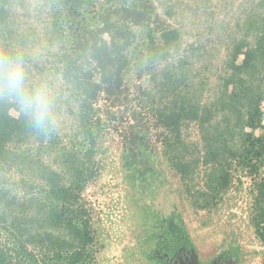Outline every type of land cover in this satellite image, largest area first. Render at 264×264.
<instances>
[{
  "label": "rangeland",
  "instance_id": "1",
  "mask_svg": "<svg viewBox=\"0 0 264 264\" xmlns=\"http://www.w3.org/2000/svg\"><path fill=\"white\" fill-rule=\"evenodd\" d=\"M151 2L161 24L164 23L180 33L177 46L166 58L160 60L157 68L161 70L169 67L170 70L174 68L183 72L185 75H182V79H186L187 83H181L177 92L185 91L183 88H191L197 94L200 106L214 105L222 90V69L224 64L230 61V49L235 41L247 40L250 44L257 43L251 40L257 32L240 28L245 13H253L256 20H261V14H264V0ZM0 4L3 8L0 14V51L22 55L29 79L33 82L48 83L55 96L56 120L55 125L46 134L32 130L34 134L29 132L27 141L9 145L12 152L9 156L10 168L0 170V182L12 188L17 182L23 181L24 200L29 203L30 199L35 197L43 201L47 188L44 184L46 171L55 172L59 175L58 178H61L60 183L67 184L70 178L66 173L67 162L63 155L67 152L80 153L76 155L81 158L78 163L83 164L84 181L79 206L85 211L84 219L88 222L90 241L86 244L89 258H83L84 261L78 264H116L118 248L115 236L117 230L125 223L127 229L122 235L126 237L129 232L130 236L137 240L136 247H133L134 253L126 257L130 262L128 264H145L139 257L142 249L141 236L147 229L150 217L155 223L166 222L175 231L172 215L175 196L187 222L198 232L195 236L198 248H205L207 251L209 246L218 245L222 236L214 239L208 236L216 231L213 234L215 236L221 222L231 215L246 235V243L251 252L248 264H264V222L257 221V216L261 213L259 206L263 204L256 202L259 197L257 184L261 178L264 179V165L258 175H250L248 169H238L236 157L233 155L238 153L241 147V133L226 127L224 114L215 113L204 129L199 128V121L196 120L181 123L178 130H169L160 122H156L155 114L150 111L146 114L142 112L143 123L146 122L150 128L148 132L157 150L160 169L172 184L175 195H171L166 201L154 202L155 207L151 202H147L143 209L134 210L130 205L128 207L123 191L126 182L122 177L124 171L118 144V135L129 121V114L117 109L115 119L106 118L104 115L99 117V124L93 131L92 160L84 161L83 154L90 145L78 121L77 104L70 97L69 87L56 70L57 57L66 45V41L63 42L60 36L58 0H0ZM180 62L182 65H179ZM180 66L182 68H179ZM189 78L192 81L188 82ZM130 85V92L135 97L139 94L138 88L151 87L145 76L138 79L134 73ZM166 98L164 101L172 100ZM151 100H159V96L152 97ZM104 102L102 95L98 106ZM133 104L136 105L137 101ZM261 111L264 125V103ZM10 113L15 117L23 115L15 104ZM215 126L218 129H212ZM263 134L264 128L255 131V136ZM216 136H220L218 153L212 158L206 150V138ZM34 214V209L29 211L31 217H34ZM4 222L0 221V240L3 245H7L13 238L4 232L9 221ZM22 227L25 228L24 236L28 243L36 244L39 251L34 259L12 255L18 264H63L60 260L54 262L47 259L49 256L46 255L49 249L48 235L56 237L60 232L62 234V231L50 227L42 217L34 218ZM260 233L263 236H260ZM202 244H207V247ZM71 246L73 250L76 249V242Z\"/></svg>",
  "mask_w": 264,
  "mask_h": 264
},
{
  "label": "trees",
  "instance_id": "2",
  "mask_svg": "<svg viewBox=\"0 0 264 264\" xmlns=\"http://www.w3.org/2000/svg\"><path fill=\"white\" fill-rule=\"evenodd\" d=\"M58 6L60 36L66 45L57 57L56 70L77 104L78 121L90 145L83 154L84 161L92 160L93 131L99 124V117L104 115L115 119L117 109L130 116L123 127L130 131L127 144L137 146V150H143L145 154H149L147 149L140 146L145 144L146 139L143 130L149 128L146 122L143 123L142 112H152L156 122L169 130H178L181 123L196 120L199 121V128L204 129L216 113L225 115L223 121L227 128L241 133V147L233 155L238 169H248L250 175L259 174L264 165V134L255 136V131L264 128L261 111L264 103V14H261V20H256L253 13L244 14L240 30L257 32L251 39L257 43L235 41L230 49V61L222 69L220 95L214 105L200 106L197 94L191 88L177 92L181 83H187L186 79H182L183 72L174 68L170 70L169 67L157 68L160 60L177 46L180 33L161 24L151 0H58ZM2 9L0 6V14ZM179 65H182L181 62ZM132 73L138 79L145 76L151 83L150 89L138 88L136 97L130 92ZM102 95L105 102L98 106ZM158 96L159 100H151ZM166 97L172 100L164 101ZM134 101H137L136 105ZM12 107L14 103L0 99V170L10 168L9 156L12 152L9 145L27 141L28 133L34 134L32 130H35L25 116H12ZM219 138H206L209 157L213 158L218 153ZM76 154L80 155L78 151L63 155L70 178L67 184H61V178L55 172L44 169L47 188L43 201L35 197L29 203L25 201L23 181L12 188L0 182V221H9L4 232L13 238L7 245L0 240V264H18L12 257L14 254L36 258L39 251L37 245L28 243L22 226L37 217L62 231L56 237L48 235L47 259L78 264L83 258H89L86 252V244L90 241L89 227L84 219L85 211L79 206L84 169L83 164L78 163L81 158ZM257 186L259 197L256 202L263 204L259 206L261 213L257 221L264 222L263 178ZM48 202L49 205H46ZM27 209L35 210L34 217ZM4 214L7 218H2ZM259 235L263 236L262 233ZM74 242L77 248L73 250L71 245Z\"/></svg>",
  "mask_w": 264,
  "mask_h": 264
},
{
  "label": "flooded vegetation",
  "instance_id": "3",
  "mask_svg": "<svg viewBox=\"0 0 264 264\" xmlns=\"http://www.w3.org/2000/svg\"><path fill=\"white\" fill-rule=\"evenodd\" d=\"M150 130V128H149ZM146 133L145 144L140 146L147 149L149 154L142 150H137V146L127 144L130 131L120 130L118 135L120 145L121 164L124 173L122 177L126 182L123 191L126 194V201L134 209H143L147 202H151L155 207L159 200H167L171 195H175L172 184L168 182L165 174L160 169L157 150L152 142V136ZM165 197V199H164ZM150 200V201H149ZM176 202V203H175ZM174 223L175 231L166 222L155 223L153 218H149L147 229L141 236L139 257L145 264H248L251 252L246 243V235L238 222L228 215L218 226V232L214 236L211 233L208 238L214 239L222 236V243L205 248H198L195 243V236L198 232L187 222L180 205L175 196ZM178 213V214H177ZM163 220V219H162ZM127 229L126 223L117 230V254L116 264H126L128 258L134 253L137 240L130 236L126 237L122 233ZM146 234L144 237L143 235ZM207 247V244H202ZM129 249V250H127ZM125 259V260H124Z\"/></svg>",
  "mask_w": 264,
  "mask_h": 264
},
{
  "label": "clouds",
  "instance_id": "4",
  "mask_svg": "<svg viewBox=\"0 0 264 264\" xmlns=\"http://www.w3.org/2000/svg\"><path fill=\"white\" fill-rule=\"evenodd\" d=\"M0 99L14 103L38 132L46 134L56 123L53 90L29 79L22 55L0 51Z\"/></svg>",
  "mask_w": 264,
  "mask_h": 264
}]
</instances>
